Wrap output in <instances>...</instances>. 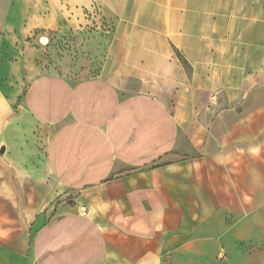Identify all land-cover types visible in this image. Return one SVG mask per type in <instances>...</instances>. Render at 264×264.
Masks as SVG:
<instances>
[{
  "label": "crops",
  "instance_id": "crops-1",
  "mask_svg": "<svg viewBox=\"0 0 264 264\" xmlns=\"http://www.w3.org/2000/svg\"><path fill=\"white\" fill-rule=\"evenodd\" d=\"M22 4L112 38L70 81L0 29V264H264V0Z\"/></svg>",
  "mask_w": 264,
  "mask_h": 264
},
{
  "label": "rangeland",
  "instance_id": "rangeland-1",
  "mask_svg": "<svg viewBox=\"0 0 264 264\" xmlns=\"http://www.w3.org/2000/svg\"><path fill=\"white\" fill-rule=\"evenodd\" d=\"M36 12L35 7L27 10L22 0H0V29L8 17V43L10 37L19 36L28 22L36 21ZM19 37L17 42L22 44L23 51L31 57L36 55L38 73L78 81L99 73L112 31L99 23L98 26L66 33L43 32L34 28L28 30L24 37Z\"/></svg>",
  "mask_w": 264,
  "mask_h": 264
}]
</instances>
